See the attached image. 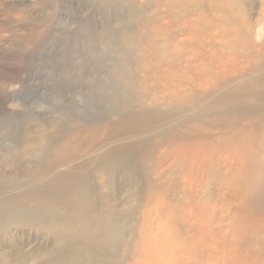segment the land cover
<instances>
[{"label": "rangeland", "instance_id": "1", "mask_svg": "<svg viewBox=\"0 0 264 264\" xmlns=\"http://www.w3.org/2000/svg\"><path fill=\"white\" fill-rule=\"evenodd\" d=\"M198 2L0 0V264H125L126 247L136 245L150 216L176 223L183 209L192 211L189 187H182L188 175L195 178L190 190L208 205L227 196L226 181L213 168L239 178L235 166L246 162L236 152L238 132L264 120V66L250 69L247 55L263 51L264 59V34L249 51L246 23L234 17L251 15L264 26V9L256 0L255 9L211 23ZM188 32L192 41L178 49ZM210 36L215 41L207 43ZM172 50L177 66L170 63ZM229 78L237 79L227 85ZM216 80L224 87L194 99L201 85L208 89ZM234 84L236 97L208 117L217 106H208L213 98ZM197 117L223 123L204 132L218 144L196 154L164 141ZM263 131L250 165L264 218ZM206 160L210 167L201 168ZM211 192L214 198L207 197ZM104 213L122 229L106 247L93 242ZM65 221L71 226L61 228ZM257 264H264V255Z\"/></svg>", "mask_w": 264, "mask_h": 264}, {"label": "bare ground", "instance_id": "2", "mask_svg": "<svg viewBox=\"0 0 264 264\" xmlns=\"http://www.w3.org/2000/svg\"><path fill=\"white\" fill-rule=\"evenodd\" d=\"M255 1L254 0H199L198 7L202 10H205V12H207V15H205L203 18L206 22H211V23L219 22L220 23L223 20L225 21L226 18H228V17H229V19L232 18V17H230V12L237 11V10H243V9H246L247 7L248 8L250 7V9H252V8L255 9L257 7V2L255 4ZM259 5L262 9H264V0H261ZM168 16H169V13L162 15V17H168ZM223 18H225V19H223ZM229 19H227V21ZM234 19H235V21H238L240 23H246L245 28L242 29L243 30L242 37L247 41L248 46H249L248 47L249 51H255L256 44L258 45V43H256L255 37H257V38L262 37V35L264 34V31H263L264 26L262 25V23L260 21H258V19L253 20V17L251 15H247V14L245 16H242V17L236 16V17H234ZM159 20H160L159 17H157V22H159ZM157 27H159V25ZM160 29L164 32L171 34V36H175V35H173V34H175V32L169 28V25L166 22H164V23L160 22ZM182 34L183 33H181L180 35H182ZM188 34L191 37L189 39L185 40L180 45H178L179 46L178 49L186 47L187 46L186 43L192 41V38H193L192 36L194 34L191 32H188ZM214 35H215L214 33L211 34V36H214ZM211 36H210V41H207V43H212L213 41H215L214 39H211ZM237 41H238V39H237ZM165 50H166V48H165ZM262 52L255 51L254 55L247 54L248 56L251 55L250 59H249L251 61L248 62L250 64V69L252 68L254 70V68H259L261 66L263 68L264 59H263ZM199 53L201 54L202 50L199 51ZM173 54L174 53L172 50V52H171L172 56H171L170 63L172 66H177V65H179L180 60ZM245 57H247V56H245ZM243 74H241L240 77H242ZM230 79L231 78H229L228 81L226 82L227 85L230 83L233 84V82H235V80L237 78H234L231 80ZM203 86L204 85H201L198 88L197 92L199 95H196L194 97V99L197 96H200V97L206 96V95H208L209 92H213L215 89H216V91H218L222 87H224V84H223V82H220V80H216L208 86V89H205L206 87L205 86L203 87ZM234 89H238L236 84H234V86L230 89V91L225 92L223 94H220V95L213 98V101L210 102V104L208 106L212 107L215 104H217V106L214 107L212 110L208 111L209 112V113H207L208 117H209V115L211 117L212 113H215L214 115H216L217 112H220L221 111L220 109L223 108V106H221V104L223 102H225V100H231L232 97H236V94H233V92L235 91ZM243 108H245V107H243ZM248 109L250 110L251 107L250 108L248 107ZM187 111L188 110H186V109L181 110V112H187ZM256 115H257V113H256ZM218 117H220V115ZM211 118H213V117H211ZM223 119H224V117H223ZM260 119H262V118L260 117ZM190 120H192V121H190ZM220 127L221 128L223 127V123L221 121L217 120L213 124L212 123L207 124V121H204L203 118L197 117V118L189 119L187 121L185 128L181 129L184 131L179 136L172 134V135H170L169 139L166 137L164 139V141L167 140V142H170L172 144H176V146L180 147L181 149H190L191 148L196 152V154H199V153L204 151L205 147L208 148L209 144L214 145L215 143H217V144L219 143L212 136L206 135V133H207L206 131L211 132L213 130L219 129ZM198 129L203 130L202 133L194 135V136H198V137H194V136H191L189 134V132H191L193 130H198ZM263 130H264V120L261 122L259 121V125H255V124L250 125V126L244 128L243 130L238 132V133H242L243 136H241V138H239V139L237 138L238 139L237 143L241 147L238 148L236 150V152H238L240 157L244 158L243 161L246 162V165H244V166H241V167L235 166V169L237 171L239 178H236V177L230 178L229 174H227L226 172H223L222 167H220V169L213 168L215 170L216 177H220L222 180L226 181V187L229 190L228 193L226 194L227 196H225L224 194H221V196L218 199H216V201L213 203V205H211V206L208 205L207 203L204 202L203 198L199 197L200 194L195 195L194 192L192 190H190V184L194 181L195 178H194V176L188 175V179L186 178V181L182 187L183 188L189 187V194L191 196V202H192V211H188L186 209H183L181 220H179L176 223H173L171 221L169 223L163 224V223H160V221L157 217L150 216V219L148 220L145 228H142V230H141V234L139 235V237L137 239L136 245L135 246L129 245L128 247H126L125 251H126V255L128 257L125 260V264H129V262H131L130 264H257L259 259L264 255L263 254V252H264V218L262 215L260 216L258 213L259 209H261L263 207V205H262L263 203H260L261 202V196H260L261 195V188L260 189H258L259 187L256 188L257 187L256 185L258 184V182L256 180L257 177L252 175V173H253V171H252L253 166L252 165L253 164L250 165V163L252 162V157H254L256 155L255 151L257 149L255 150V148H257V145H258L257 144L258 140L256 138H259L257 133H260V131H263ZM204 132H206V133H204ZM42 133H44V132H42ZM263 133H264V131H263ZM168 134H166V135H168ZM202 135H205L206 137H203ZM29 137H31V136H29ZM50 137H52V136H50ZM45 138L47 140L48 137H45ZM255 139L257 141H255ZM48 140H50V139H48ZM38 142L39 141H37V143ZM54 142H53V144H55ZM258 142H260V141H258ZM229 143H234V141L229 140ZM261 143H262V141H261ZM38 144H40V143H38ZM162 145H164V144H162ZM55 146H56V144H55ZM133 148H134V146L130 149H133ZM55 149H56V147H55ZM143 149H144V147H143ZM149 149H147V151ZM44 150H46V149H44ZM116 150H118V149H116ZM145 151H146V149H145ZM117 152H119V151H117ZM148 152H151V151H148ZM121 153H123V152L121 151ZM124 153L126 155L127 152L125 151ZM142 154H143V152H142ZM40 155H43V154H40ZM257 155L259 156V153ZM101 158H103V157H101ZM126 159H129V158H126ZM257 159H259V158H257ZM109 161H110V159H109ZM207 161L208 160H206L203 164H201L200 167L204 168V169H208L210 167L209 165H211V164H207ZM259 161H260V159H259ZM114 162L115 161H113V163ZM134 162H135V160H134ZM255 164H254V166H255ZM132 165L134 166V164H132ZM100 166H101V164H100ZM135 167H139V166L136 165ZM227 171H229V170H227ZM204 173L206 174L208 172H206V170H204ZM237 174H235V176H237ZM37 175H39V174H37ZM61 177H63V176H61ZM136 177H138V176H136ZM66 179H68V178H66ZM80 179H81V177H80ZM62 182H64V181H62ZM72 182H73V180H72ZM263 185H264V183H263ZM260 186H261V183H260ZM231 187H235V188L230 189ZM262 187H264V186H262ZM49 189H51V188H49ZM75 189H76V187H75ZM43 190H45V189H43ZM163 190H165V189H163ZM52 191H54V190H52ZM61 192H63V191L61 190ZM44 193H45V191H44ZM209 195H210V197L214 198V196H213L214 194L212 192L208 193L207 197ZM66 196H68V195H66ZM207 197H206V199H207ZM33 199H35V198H33ZM65 200H66V198H65ZM65 200H64V202H65ZM263 202H264V200H263ZM31 204H33V203H31ZM158 204L161 205V201L158 202ZM232 204L234 205V209H231L229 207L227 209L225 208L228 205H232ZM63 208L64 207H62V209ZM0 210H1V208H0ZM3 212H4V210H3ZM12 212H14V211H12ZM18 212H21V211L19 210ZM26 212H28V211H26ZM52 212H54V211H52ZM260 212H261V210H260ZM19 214H21V213H19ZM104 214H103L104 218H99V221H98L99 222L98 227H99V231H101L100 232L101 235L99 237H94L93 242L98 241L100 244H104L106 247L110 243H112V242L114 243V241L117 238L119 239V236H117V235L121 231H119L117 229H121V228H119L120 226L119 227L114 226V224H115L114 222L117 221V219H114L111 214H107V213H104ZM152 215H154V214H152ZM8 216H10L12 218L11 215H8ZM0 218L2 220L4 219V218H2V216H0ZM65 219H67V218H65ZM103 219H104V222H103ZM9 220H10V218H9ZM39 221H40V219H39ZM125 221H124V223H125ZM118 223L122 224L121 221H119ZM220 224H225V225L219 226ZM67 225L71 226V224H69L65 221L64 225H61V228H65ZM126 234H128V233H126ZM58 236H61V235L58 234ZM250 244H253V246H256L257 249L253 248V249L246 250L245 247H247ZM47 251H48V249H47ZM209 260L212 263L209 262Z\"/></svg>", "mask_w": 264, "mask_h": 264}]
</instances>
